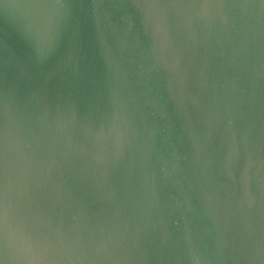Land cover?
I'll use <instances>...</instances> for the list:
<instances>
[{
  "label": "water",
  "instance_id": "95a60500",
  "mask_svg": "<svg viewBox=\"0 0 264 264\" xmlns=\"http://www.w3.org/2000/svg\"><path fill=\"white\" fill-rule=\"evenodd\" d=\"M0 264H264V0H0Z\"/></svg>",
  "mask_w": 264,
  "mask_h": 264
}]
</instances>
